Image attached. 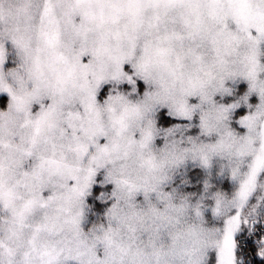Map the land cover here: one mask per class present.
Wrapping results in <instances>:
<instances>
[{"label":"clouds","instance_id":"1","mask_svg":"<svg viewBox=\"0 0 264 264\" xmlns=\"http://www.w3.org/2000/svg\"><path fill=\"white\" fill-rule=\"evenodd\" d=\"M0 264H264V0H0Z\"/></svg>","mask_w":264,"mask_h":264}]
</instances>
